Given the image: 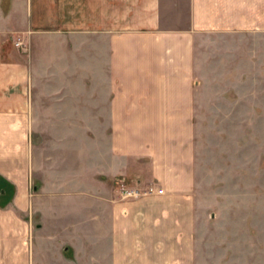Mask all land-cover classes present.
Instances as JSON below:
<instances>
[{"label":"crops","instance_id":"1","mask_svg":"<svg viewBox=\"0 0 264 264\" xmlns=\"http://www.w3.org/2000/svg\"><path fill=\"white\" fill-rule=\"evenodd\" d=\"M255 92L264 0H0V264H233L196 254L195 124Z\"/></svg>","mask_w":264,"mask_h":264},{"label":"rangeland","instance_id":"2","mask_svg":"<svg viewBox=\"0 0 264 264\" xmlns=\"http://www.w3.org/2000/svg\"><path fill=\"white\" fill-rule=\"evenodd\" d=\"M244 94L248 99L252 92ZM257 95L255 102L260 105L249 106L251 99H245L244 106L239 108L242 111L238 112V119L242 116L243 122H230L231 117L222 115L225 108L218 104L215 107L218 113L213 108L212 116L207 117L212 121L195 124L196 131H206L211 138L196 139V186L197 192H201L200 198L197 196L199 211H203L208 197L204 192L211 190L213 197L216 192L220 194L216 197L217 203L213 202L212 208L207 209L217 212L218 220L212 225L205 217L197 220L196 254L199 257L205 253L202 243H223L226 252L222 254L235 261L233 264H264V92ZM208 141L211 142L206 149L209 148L210 153L205 156L203 144ZM208 155L211 156L209 161ZM118 182L121 181L114 180V185ZM11 195L12 186L0 178V207L9 202ZM210 253L218 252L206 254Z\"/></svg>","mask_w":264,"mask_h":264},{"label":"built area","instance_id":"3","mask_svg":"<svg viewBox=\"0 0 264 264\" xmlns=\"http://www.w3.org/2000/svg\"><path fill=\"white\" fill-rule=\"evenodd\" d=\"M18 44V43H17ZM118 195L121 198H137L138 196L150 194L155 191V193H161V189L155 188L152 185L146 186L144 188L128 187L123 182H118L116 184Z\"/></svg>","mask_w":264,"mask_h":264}]
</instances>
